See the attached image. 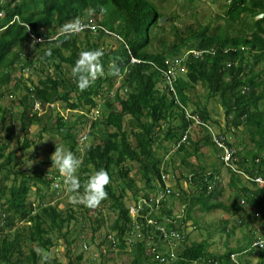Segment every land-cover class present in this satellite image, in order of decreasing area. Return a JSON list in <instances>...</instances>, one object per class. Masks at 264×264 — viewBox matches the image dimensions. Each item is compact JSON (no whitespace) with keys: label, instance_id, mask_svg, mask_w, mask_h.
Here are the masks:
<instances>
[{"label":"trees","instance_id":"16d2710c","mask_svg":"<svg viewBox=\"0 0 264 264\" xmlns=\"http://www.w3.org/2000/svg\"><path fill=\"white\" fill-rule=\"evenodd\" d=\"M211 3L217 4L215 13L200 9V0L0 2V134H4L0 138V264H82L83 252L72 253L74 238L69 239L73 232L68 226L72 220H80L81 229L90 226L89 237L83 239L87 248V240L93 242L105 225L103 204L115 217L109 226L112 232L98 233L99 243L111 250L129 249L130 264H264V249L253 247L263 238L264 229L259 234L248 229L234 246L225 242L223 252L209 249L208 238L189 241L188 225L192 229L197 224L196 218L189 220L195 204L203 211L222 209L233 216L245 204L264 218V195L242 181L243 174L264 178V0ZM101 7L105 14L100 13ZM93 9L92 15L86 14ZM163 15L168 16L165 25L159 23ZM77 18L85 28L57 44L58 29ZM47 35L53 37L51 44ZM116 36L123 38L118 47H99L105 38ZM38 37L44 43L33 45ZM97 48L104 50V75L81 92L71 69L81 51ZM49 49L51 55H47ZM193 49L201 54L193 56ZM114 58L121 67L118 78L108 75ZM27 70L38 73L36 78L23 77ZM169 71L174 73L172 83L167 82ZM6 93L19 100V109H8L1 99ZM98 99H102L101 107ZM209 101L223 110L231 144L237 145L232 166L241 173L224 167L217 156L204 126L219 123L211 116ZM6 112L10 113L7 120ZM15 122L22 140L9 149ZM34 127L35 137H29ZM44 135L57 137L81 159L76 174L81 184L99 169L108 172L107 198L96 207L98 215L88 214L81 204L78 209L83 212L73 208L63 212L59 202L46 201L44 192L52 190L56 180L64 182V177L41 164L24 168V161L14 157ZM204 146L220 165L211 162L208 167L202 162ZM174 156L185 170L166 179ZM134 166L141 185L132 174ZM223 171L228 172V185L233 188L229 203L216 199L225 190ZM174 178L173 185L169 181ZM183 184L194 189L189 191ZM32 188L37 200H28ZM166 188L169 192L158 205L150 201ZM129 191L133 200L146 198L150 206L133 216L126 204ZM174 200L180 204L178 214ZM155 213L166 231L179 236H161V241L153 237L147 220ZM241 223L239 218L236 224ZM234 226L224 227L227 238ZM53 234L64 239L67 261L43 257L35 247L48 250L54 245ZM149 239L153 242H146Z\"/></svg>","mask_w":264,"mask_h":264},{"label":"rangeland","instance_id":"374dc122","mask_svg":"<svg viewBox=\"0 0 264 264\" xmlns=\"http://www.w3.org/2000/svg\"><path fill=\"white\" fill-rule=\"evenodd\" d=\"M0 2H2V0ZM200 4H201L200 9H207L209 11L212 10L213 13L217 11L215 8L217 4L211 3V0H200ZM167 19H168V16L166 18V23H167ZM47 36H50V35H47ZM41 38L42 37L36 38L37 42H39ZM120 42L121 40L117 38L113 40L111 37H107L105 38L103 42L99 43L100 45L99 47L110 46L112 48H116L120 45ZM37 74L38 73H35L32 70H27L24 72L23 77L33 80L36 78ZM180 74H181V71H180ZM15 76L17 77V74ZM199 90H201V88H199ZM13 98L14 97H12L10 93H6V95L2 97L1 99L7 105L8 109H12V110L19 109L20 108L19 100L17 99L14 100ZM97 102L99 103V107H101L102 99H98ZM34 107H37V104ZM56 107L58 110L62 109L59 103L58 105H56ZM208 107L210 108L212 118H215L219 121V123L215 125L220 127L221 124H223L225 127V121L223 118V110L221 106L219 105L214 106L211 103V101H209ZM97 108L94 109V111H96L94 113V116L98 115ZM63 113H66V112L64 111ZM9 117H10V113L6 112V114H4V119L7 120ZM2 124L3 122L2 120H0V128ZM13 127L16 133L10 144L9 149H14L17 146V143L22 140L21 132H19L18 122L13 123ZM35 132H36V129L34 127L33 129H31L29 137H35ZM194 134L197 135L196 131H194ZM3 136L4 134L1 133L0 138ZM231 141H233V138ZM55 143L62 145L66 150V147L60 142V140L57 137L50 139L47 137V135H44L42 139H39V141H37L36 144L33 143V145H31L28 149L18 150L16 154L14 155V157H17V158L20 157L24 161V165H23L24 168L33 169L35 167H39V165L41 164L45 168H49L51 170L53 169L56 172L57 170L56 168H51L52 161L50 159L51 154L55 150ZM234 144L235 143H233V145ZM36 145L38 146V151H35ZM234 146L237 147V145H234ZM202 153L204 156L202 157L201 160L202 162L208 163V167L210 166L211 162H214L216 165H220L218 159L216 160L217 157L214 156V154L211 152L208 146H204L202 148ZM30 155H33V156L31 157ZM191 160L194 161L193 157L191 158ZM169 166H170V169L168 172L169 176H167L166 179H169V178L171 179V176L173 174L175 176H178L180 175V173H183V171L185 170V168L181 165L178 159V156H174L173 162H171ZM134 168L135 169L132 170V174L134 175L135 182L137 183V185H141L138 175L134 174L136 170V166H134ZM57 172L59 173L58 170ZM221 175H222L221 183L223 187H225V190L219 196V198H216V199L224 203H229L231 199V194H232L231 192H233V188L228 185V178H229L228 172L223 171ZM242 181L246 182L243 177H242ZM169 182L173 183L174 185L176 182V179L174 178ZM184 188L186 189L188 188L187 190L189 191L194 189L193 187L191 188L190 186H187V184L185 185ZM35 193H36L35 190L32 188L30 195L28 196V200H33V199L37 200V195ZM130 194L131 192L129 191L128 199L126 200L127 205H131V202L133 200V197ZM44 195H45L44 199L46 201H49L50 203L59 202V209L62 210L63 212H65L66 209L68 208L76 209L77 212L79 211L83 212L81 209H78V206H80V204L70 202L69 197L71 194L66 190L65 182L56 180L55 183L53 184V189L47 190L46 192H44ZM173 203L176 204L175 212L177 214L180 213V209L178 207L180 206V204L178 203V201L174 200ZM81 205L84 209L88 208L84 206L83 204ZM102 207H101L102 209L100 208L101 209L100 211H102V214L104 215L105 225L103 226V228L100 229V231L96 233L98 236L94 237L93 242H91L89 239L87 240L89 245L85 249L83 247V243L85 242L83 241V239L89 237L90 226H89V230L87 226L81 229L80 220L78 221L72 220L70 222V225L68 227L70 229V233L73 232V235L70 236L69 234V239L74 238V242L71 245V248H73L72 253L73 255H76L80 252H83L84 258L81 261L82 264H100V263L102 264H130L129 261L132 257V254L129 252V249H127V251L120 250V249L118 250V248L114 247V249L111 250L107 244H102L101 241L99 243V240L101 239L99 235L101 234H98V233L103 234L106 232H112L109 226L112 223L113 218L115 217L112 211L109 210L107 204H103ZM243 208L244 210L240 214H236L235 216H233V214L224 212L222 209H213L210 211H203L202 209H200L199 204H195L193 210L191 211V217L189 218V220L192 221L194 220V218H196L197 224L195 225L196 226L195 228H192L188 232L189 241H193V240L199 241L200 239L208 238L209 241L211 242V246L209 247V249L223 252L225 249V242H227L231 246H234L237 240L243 239V235H245L248 232V229H252L253 233L259 234L260 231L264 229V218L260 217L258 214H256V212L253 209L247 207L245 204H243ZM87 213L88 214L90 213L94 217L98 215V209L88 208ZM246 213H249L251 215L249 219L247 218V216H245ZM239 218H240V222L242 220V223L236 224V222L239 221ZM224 219H226L225 222H223ZM85 222L86 224L89 225V221L86 220ZM233 225H235L234 226L235 230L234 232L231 233L229 238H227V234H226V231L224 230V227H227L229 229ZM152 236L157 238L160 241L162 240L159 234L153 233ZM52 238L54 241V245L51 246L48 250L42 247L39 248L36 245L35 247L41 251L43 257L47 256L51 259L54 257H57L61 259L62 261H67V258L64 254V251L66 248V243L64 239L60 238L57 234H53ZM149 242H153V240L151 239ZM243 242L244 244H246V240ZM26 249L27 248L25 247V250ZM255 260L256 258L252 257L251 263H254ZM91 261H95V262L92 263Z\"/></svg>","mask_w":264,"mask_h":264},{"label":"clouds","instance_id":"9594fccd","mask_svg":"<svg viewBox=\"0 0 264 264\" xmlns=\"http://www.w3.org/2000/svg\"><path fill=\"white\" fill-rule=\"evenodd\" d=\"M106 11L107 10L104 7L100 8L101 14H105ZM94 12L95 10L93 9L90 12H87L86 14L92 15ZM84 28L85 25L79 18L64 24L58 29V34L55 38L57 44L63 43L65 40L71 39ZM116 38L121 40L120 44L123 42V38H121L120 36H116ZM39 42L41 44L44 43L42 39ZM48 42L51 44L53 42V37L50 36ZM36 43L37 39L34 38L32 44L36 45ZM124 47H127V45L124 44ZM47 55H51L50 49L48 50ZM103 56L104 50L102 48L83 50L78 54V58L76 59L74 66L71 69V77L73 78L74 82L76 83L78 89L81 92L86 91L100 76L104 75V68L101 63V59ZM120 74L121 67L117 63V60L114 58L109 62L108 75L118 78ZM210 122H208V124L211 125L213 128L224 132V134L226 135V144L233 151H235L234 145L231 144V140L233 137L229 135L224 125L221 124V126L218 127L212 121ZM215 147L217 148V156L221 160L222 165L225 167L221 159V150L216 145ZM50 159L52 161L51 168H56L59 173L64 177L66 190L71 194L69 197L70 202L83 204L88 208L94 209L98 207L104 199L107 198L106 186L110 183V176L105 169H99L98 171L94 172L83 182V184H81L79 178L76 175L77 171L81 167V159L76 154H74L70 150H65L62 145L55 143V150L51 154ZM244 180L248 183H251L245 178ZM251 186L252 189H255V185L253 183ZM81 188L83 189V191H80ZM139 198L141 197H138L137 199ZM137 199L132 200L131 204ZM188 230H191L190 225H188ZM253 247H259L261 249H264V240H257L253 244Z\"/></svg>","mask_w":264,"mask_h":264},{"label":"built area","instance_id":"2783aa9c","mask_svg":"<svg viewBox=\"0 0 264 264\" xmlns=\"http://www.w3.org/2000/svg\"><path fill=\"white\" fill-rule=\"evenodd\" d=\"M191 52H192L193 56H195V57H197L201 54V51H197V50H192ZM132 61H139V60L132 58ZM166 78H167L168 83H172L173 78H174V73L172 71H169V75H167ZM192 118L194 119L196 124H201V121L198 118H196L194 116ZM204 126L207 129V131L210 133L214 144L221 150V159H222L224 165L226 167H230L233 171H235L237 173H241L240 170H238L232 166L233 160H234V158H233L234 151L226 144V135L224 134V132L216 130L215 128H213L208 123H205ZM243 175H244L245 179H247L248 181H250L251 183H253L255 185V189L261 190V193L264 195V178L262 176L257 175L254 177H249L246 174H243ZM168 192H169V189L166 188V190L164 192H162L161 195H159L158 197L151 196V197H149V199H150V201H153L156 205H158L160 198L163 197V195L168 193ZM243 202L244 201L242 200L241 203H243ZM261 205L264 208V198L261 201ZM144 206H146V207L150 206L149 200L146 198L137 199L136 201H134L130 205L131 214L134 216V213H138ZM149 212L151 213V210ZM147 224H150L152 226L153 231L156 234H159L160 237L162 236L164 238H168L171 236L176 237V235L179 236V234L178 233L176 234L175 231H170V232L166 231L165 226L163 225L162 221H160L158 219L156 213L154 215L152 214V217H150L147 220ZM150 240L151 239H149V241ZM260 240H264V235H263V238Z\"/></svg>","mask_w":264,"mask_h":264},{"label":"water","instance_id":"95a60500","mask_svg":"<svg viewBox=\"0 0 264 264\" xmlns=\"http://www.w3.org/2000/svg\"><path fill=\"white\" fill-rule=\"evenodd\" d=\"M263 14L259 15V16H262ZM166 18L167 16H161L159 18V23H161L162 25H165L166 24Z\"/></svg>","mask_w":264,"mask_h":264},{"label":"crops","instance_id":"0c3cea01","mask_svg":"<svg viewBox=\"0 0 264 264\" xmlns=\"http://www.w3.org/2000/svg\"><path fill=\"white\" fill-rule=\"evenodd\" d=\"M178 74V73H177ZM204 156V155H203ZM205 159V158H204ZM193 160L195 161V158L193 157ZM184 185V184H183ZM184 187H185V185H184ZM190 225V224H189Z\"/></svg>","mask_w":264,"mask_h":264}]
</instances>
